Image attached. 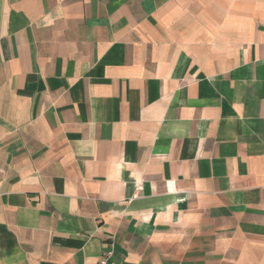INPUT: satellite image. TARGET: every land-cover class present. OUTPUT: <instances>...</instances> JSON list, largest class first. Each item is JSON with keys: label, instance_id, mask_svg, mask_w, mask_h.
I'll return each instance as SVG.
<instances>
[{"label": "crops", "instance_id": "0c3cea01", "mask_svg": "<svg viewBox=\"0 0 264 264\" xmlns=\"http://www.w3.org/2000/svg\"><path fill=\"white\" fill-rule=\"evenodd\" d=\"M264 264V0H0V264Z\"/></svg>", "mask_w": 264, "mask_h": 264}, {"label": "built area", "instance_id": "2783aa9c", "mask_svg": "<svg viewBox=\"0 0 264 264\" xmlns=\"http://www.w3.org/2000/svg\"><path fill=\"white\" fill-rule=\"evenodd\" d=\"M110 256H111V250L103 253V255L101 256V263L100 264H106V261L110 258Z\"/></svg>", "mask_w": 264, "mask_h": 264}]
</instances>
